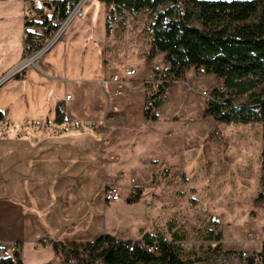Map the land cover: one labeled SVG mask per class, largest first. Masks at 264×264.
<instances>
[{"label":"rangeland","instance_id":"374dc122","mask_svg":"<svg viewBox=\"0 0 264 264\" xmlns=\"http://www.w3.org/2000/svg\"><path fill=\"white\" fill-rule=\"evenodd\" d=\"M4 1L0 0V18L10 11ZM90 1L85 0L82 17L64 22L53 46L76 34L81 41L101 40L103 62L110 69L106 71L107 79L128 66L136 71L131 83L139 85L121 100L127 106L124 116L121 114L117 124L111 123L106 130L107 134L117 132V136L102 140L101 148L108 149L105 162L113 167L115 178L123 177L128 189L129 180L134 179L141 196L129 205L125 202L128 192L105 208L102 190L96 191L94 203L104 212L107 234L131 240L160 236L175 244L182 260L245 264L243 253H260L264 246V203H254L261 191L262 125L225 124L205 117V105L211 93L221 89L222 81L194 70L185 71L179 81L168 79L164 70L161 79L170 86L159 95L153 118L146 115L145 98L156 89L147 82L148 76L156 63L164 64L161 58L147 57L154 15H119L111 13L112 6L105 4L99 18L94 16L96 9L91 11ZM33 19L37 24L33 28H38L42 20ZM10 25L0 21V33ZM46 53L28 62L32 63L25 69L33 67ZM72 58L60 59L58 66L76 69L75 55ZM88 67L93 71L97 68L93 61ZM246 100L239 98L236 104ZM108 185H117L116 180H108L104 188ZM90 215L96 218L93 209Z\"/></svg>","mask_w":264,"mask_h":264},{"label":"crops","instance_id":"0c3cea01","mask_svg":"<svg viewBox=\"0 0 264 264\" xmlns=\"http://www.w3.org/2000/svg\"><path fill=\"white\" fill-rule=\"evenodd\" d=\"M30 1H4L10 11L0 21L11 25L0 33V78L30 56L24 43L27 33L36 29L33 18L53 16V8L42 11L38 0ZM105 4L91 0L89 7L101 18ZM101 45V40L66 36L23 70L24 79L15 78L17 74L0 86V111L5 117L0 122V247L11 253L19 244L23 264L55 261L52 241L92 243L109 236L104 212L94 203L96 191L101 189L103 195L105 182L113 179L121 198L129 192L125 179L115 178L113 167L106 163L108 149L101 148L103 141L117 136L106 131L116 120H107L110 92L104 82L110 69L103 62ZM74 55L76 69L58 66L60 59L68 61ZM91 61L97 67L94 71L88 67ZM59 102L63 123L55 117ZM119 104L124 116L127 106ZM107 204L104 201L103 206ZM92 209L96 218L90 215Z\"/></svg>","mask_w":264,"mask_h":264},{"label":"trees","instance_id":"16d2710c","mask_svg":"<svg viewBox=\"0 0 264 264\" xmlns=\"http://www.w3.org/2000/svg\"><path fill=\"white\" fill-rule=\"evenodd\" d=\"M79 1H50L53 16L41 22L48 25L47 30L40 40L27 33L26 54L40 50ZM101 1L112 6L111 13L153 14L147 57L163 55L165 73L171 81L182 80L191 67H202L206 75L220 79L222 87L211 93L204 116L225 124L260 123L264 139V0ZM161 7L164 8L160 10ZM15 78L24 79L25 71ZM169 86L170 83L164 82L158 87V98ZM242 97H247L246 102L236 104ZM62 104L56 105L57 123L64 122ZM4 118L0 111V122ZM261 171V191L254 200L256 204L264 203V148ZM140 196L138 189L125 202L135 204ZM50 244L58 260L47 264H208L199 259L182 260L175 244L160 236L144 235L134 240L104 236L92 243ZM150 248L155 250L149 252ZM245 260V264H253L249 257ZM0 264H23L20 245L15 244L11 253L0 247Z\"/></svg>","mask_w":264,"mask_h":264},{"label":"built area","instance_id":"2783aa9c","mask_svg":"<svg viewBox=\"0 0 264 264\" xmlns=\"http://www.w3.org/2000/svg\"><path fill=\"white\" fill-rule=\"evenodd\" d=\"M84 3H85V0H80L76 4L74 9L71 11L66 21L72 20L73 18L82 17L83 15L82 9H83ZM47 26H48L47 24H40V26L32 32L33 36L36 39H40L44 35L45 31L47 30ZM51 38L45 41L43 47H45L50 42ZM164 66L165 65L163 63H156L152 67L151 73L147 79V82L151 83V85H153V87L156 88L153 92L151 91L150 93H148V96L145 98V102L143 106L144 113L146 115H149L150 117H153L154 109L159 99L157 95L158 87L162 85L164 82H166V81H162L163 79H161V75L163 71L165 70ZM189 70H194L197 74H200V75L205 74V71L202 67H199V68L191 67L187 69L186 71H189ZM135 74H136V71L134 68L128 67V66L121 67L119 75L117 74L111 75L104 82V84L109 88V92H110L109 94L110 97H109V100L106 106L107 120L114 121L117 118L122 117L121 112H120V104H119L120 101L126 98L127 96L132 95L134 91L137 89V87H139L131 83V79L133 78ZM66 98L69 99V96H67ZM129 183L131 184L129 187V194H135L137 189L135 186L134 179H130ZM103 199L106 203L120 201L121 193H120L119 187L117 185L106 186L103 190ZM249 238L250 239L252 238V234H249ZM154 250L155 249L153 248L148 249L149 252H152ZM242 255L243 257H246V258L249 257L253 261V264L263 263L264 255L262 253V250L260 253H250V255H246V253H243Z\"/></svg>","mask_w":264,"mask_h":264},{"label":"water","instance_id":"95a60500","mask_svg":"<svg viewBox=\"0 0 264 264\" xmlns=\"http://www.w3.org/2000/svg\"><path fill=\"white\" fill-rule=\"evenodd\" d=\"M37 7L40 9H46V10H51L52 6L49 2H37ZM66 21V20H65ZM64 21V22H65ZM64 22L60 25L59 29L57 30L56 34L51 38L50 42L43 47L42 49L38 50L37 52L33 53L24 63H22L19 67H17L16 69L12 70L11 72H9L8 74H6L5 76H3L2 78H0V86L2 85V83H4L6 80L15 77L17 74H19L20 72H22L29 64L31 63H27L29 60L32 59H37L40 55L46 53L49 49H51V47L53 46V44L57 41L58 37L61 35L62 30H63V24Z\"/></svg>","mask_w":264,"mask_h":264},{"label":"bare ground","instance_id":"6f19581e","mask_svg":"<svg viewBox=\"0 0 264 264\" xmlns=\"http://www.w3.org/2000/svg\"><path fill=\"white\" fill-rule=\"evenodd\" d=\"M33 60H34V59H32V60H29L28 62H30V61H33ZM28 62H27V63H28Z\"/></svg>","mask_w":264,"mask_h":264}]
</instances>
